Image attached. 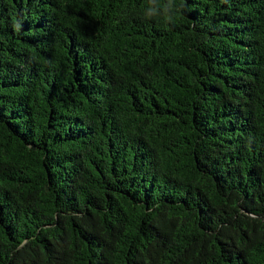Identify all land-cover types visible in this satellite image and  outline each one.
Instances as JSON below:
<instances>
[{
  "label": "trees",
  "instance_id": "trees-1",
  "mask_svg": "<svg viewBox=\"0 0 264 264\" xmlns=\"http://www.w3.org/2000/svg\"><path fill=\"white\" fill-rule=\"evenodd\" d=\"M0 264H264V0H0Z\"/></svg>",
  "mask_w": 264,
  "mask_h": 264
}]
</instances>
